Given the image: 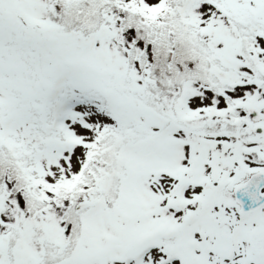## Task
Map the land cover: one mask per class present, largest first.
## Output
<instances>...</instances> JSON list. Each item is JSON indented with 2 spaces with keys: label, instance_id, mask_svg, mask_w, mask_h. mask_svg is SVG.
<instances>
[{
  "label": "snow or ice",
  "instance_id": "obj_1",
  "mask_svg": "<svg viewBox=\"0 0 264 264\" xmlns=\"http://www.w3.org/2000/svg\"><path fill=\"white\" fill-rule=\"evenodd\" d=\"M0 264H264V0H0Z\"/></svg>",
  "mask_w": 264,
  "mask_h": 264
}]
</instances>
